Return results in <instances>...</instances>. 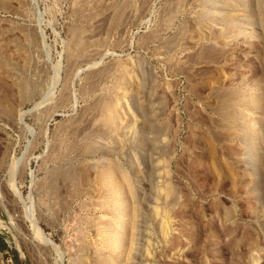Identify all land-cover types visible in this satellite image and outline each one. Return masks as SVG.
<instances>
[{
  "label": "rangeland",
  "instance_id": "obj_1",
  "mask_svg": "<svg viewBox=\"0 0 264 264\" xmlns=\"http://www.w3.org/2000/svg\"><path fill=\"white\" fill-rule=\"evenodd\" d=\"M0 264H264V0H0Z\"/></svg>",
  "mask_w": 264,
  "mask_h": 264
},
{
  "label": "bare ground",
  "instance_id": "obj_2",
  "mask_svg": "<svg viewBox=\"0 0 264 264\" xmlns=\"http://www.w3.org/2000/svg\"><path fill=\"white\" fill-rule=\"evenodd\" d=\"M121 216V215H120ZM119 225V224H118ZM120 226H122L121 224H120ZM122 228V227H121ZM122 239V237H121V232H119V231H117V229L116 230H114V234L112 235V238H111V249H113V251L114 250H119V248H120V246H121V244L119 245V241ZM110 242V241H109ZM114 253V252H113ZM118 253V252H117ZM120 254V253H119Z\"/></svg>",
  "mask_w": 264,
  "mask_h": 264
},
{
  "label": "water",
  "instance_id": "obj_3",
  "mask_svg": "<svg viewBox=\"0 0 264 264\" xmlns=\"http://www.w3.org/2000/svg\"><path fill=\"white\" fill-rule=\"evenodd\" d=\"M32 111V110H31ZM44 231V230H43Z\"/></svg>",
  "mask_w": 264,
  "mask_h": 264
}]
</instances>
